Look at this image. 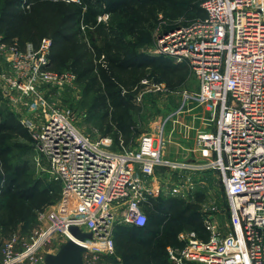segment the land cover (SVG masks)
<instances>
[{
    "label": "built area",
    "instance_id": "obj_1",
    "mask_svg": "<svg viewBox=\"0 0 264 264\" xmlns=\"http://www.w3.org/2000/svg\"><path fill=\"white\" fill-rule=\"evenodd\" d=\"M202 8L204 19L160 31L155 51L189 64L198 89L183 91L179 107L142 134L135 148L121 140V149L112 151L93 141L78 129L72 112L54 107L39 91L42 83L64 87L74 79L50 69L51 40L26 50L0 44L9 66L0 69V92L15 107L30 99L19 123L31 135L37 164L45 161L65 192L63 203L40 211L43 226L33 241L0 237V264H46L50 251L41 248L61 237L60 249L72 238L71 226L92 233L78 241L84 264H100L116 252V225L144 227L146 207L161 197L195 198L198 176L209 171L220 175L230 224L224 228L221 209L213 207L204 218L208 239L193 230L180 232L179 244L167 247L170 262L264 264V0H204ZM108 18L106 13L99 21ZM139 85L138 101L149 92H170L150 77ZM191 104L212 112L207 121L214 129L197 135L199 161H175L165 152L167 125ZM160 168L173 170L175 179L165 180Z\"/></svg>",
    "mask_w": 264,
    "mask_h": 264
},
{
    "label": "trees",
    "instance_id": "obj_2",
    "mask_svg": "<svg viewBox=\"0 0 264 264\" xmlns=\"http://www.w3.org/2000/svg\"><path fill=\"white\" fill-rule=\"evenodd\" d=\"M203 1L80 0L78 3L61 1L57 4L66 9L63 20L87 29L92 39V51L104 57L105 66L100 65L99 74L93 80L95 84L99 81L100 87L91 105V111L100 116L104 135L116 132V138L128 145L133 135L130 106L137 95L134 85L158 65L170 69L187 65L168 56L144 51L143 48L154 41L150 29L152 22L156 23L161 12H164L170 25L164 26L162 31L202 20L206 16L202 8ZM19 3L21 0H17L14 5ZM105 13L109 14L108 20L99 21V17ZM181 16L185 17L181 24H172L180 20ZM74 36L66 34L64 29L55 31L50 59L55 68L68 67L79 81H83L97 69L91 59H87L88 52L71 53L73 50L69 42ZM125 88L131 93L123 94ZM8 116L0 120V230L5 237H9L19 223H28L37 211H42L54 200L52 187H45L41 180L24 178L28 170L27 161H11L14 157L11 143L3 135L11 130H22L23 134L26 129L19 121L12 119L13 116ZM30 149L33 151L32 144ZM201 200L198 197L195 202L185 204V200L178 197H161L146 207L147 223L144 227L116 225L113 232L116 247L118 241L125 240L117 248L119 255L126 258L123 262L172 264L167 247L179 244L178 234L184 230L183 224L189 226V231H196L201 238L208 239L209 234L204 225L206 215L200 210ZM172 211L179 212L177 216L184 222L174 230L167 223ZM111 260L120 264L113 258Z\"/></svg>",
    "mask_w": 264,
    "mask_h": 264
},
{
    "label": "rangeland",
    "instance_id": "obj_3",
    "mask_svg": "<svg viewBox=\"0 0 264 264\" xmlns=\"http://www.w3.org/2000/svg\"><path fill=\"white\" fill-rule=\"evenodd\" d=\"M17 0H0V44L4 43L8 47H17L20 50H26L29 45L40 48L44 39L52 41L53 33L58 29H64L66 34L76 35L70 40L71 53L88 52V60L91 59L94 68L97 70L91 72L86 76L85 80L79 81L77 76L71 71L70 68H55L52 64L50 69L60 74L70 73L74 75V79L67 83L64 87H61L53 83H42L39 86V91L54 105V107L60 110L70 111L74 115L75 123L78 129L86 136L90 137L93 141H97L109 150L117 151L121 149L120 141L116 138V132L108 135H104L102 128V122L100 116L91 111V105L95 98H97V89L100 87V82L96 84L93 82L94 77L99 74V67L105 66L104 57L98 56L96 52L92 51V39L88 30L80 28V25L66 22L63 20V13H65V7L57 5L61 1L67 2H80V0H21V4H15ZM27 2V4H26ZM106 14V13H105ZM104 15V14H103ZM5 17V20H3ZM183 16L180 20H175L172 24H181L184 21ZM152 22L150 29L152 30L153 43L145 46L144 51L153 53L156 55L157 50V37L158 33L162 31L164 26H170L165 18L164 12H161L158 16V20ZM96 39V37L94 38ZM53 45V42H52ZM52 46L50 48V54ZM49 54V57H50ZM187 64V63H186ZM9 66L4 59L3 53L0 51V69L3 71L8 70ZM143 77H150L154 80H159L167 84L170 92L168 93H156L149 92L143 96L141 101L136 98L133 99V105L130 106L133 135L132 141L125 145L130 148H135L141 135L151 131L152 127L158 124L163 118H166L169 114L173 113L181 103V93L183 91H196L198 89V79L193 68L187 64L181 66L179 69H170L158 65L157 68H151L149 72ZM142 77V78H143ZM140 82V80H139ZM139 82L134 85L133 89L137 90V93L141 91ZM129 94L127 88L123 89V94ZM30 99L23 100V104L20 106L10 105L8 100L3 97L0 92V120H4L8 115L13 116L12 119L19 121L20 116L27 115L31 108ZM192 105V104H191ZM205 116L210 118L212 112L205 107ZM10 117V116H8ZM11 119V120H12ZM214 129V124L211 122ZM20 131L6 132L3 136L8 138L11 147L12 162H25L28 163V170L25 179L30 181L41 180L45 187H52L54 200L51 205H58L63 203L65 192L64 187L59 182H54L48 166L45 161L40 166L36 162V154L30 149L32 138L28 130L23 134ZM174 142V141H173ZM169 144V150L175 152L177 146L174 143ZM162 175L165 180H174V171L165 170L162 171ZM198 187L195 192V198H189L185 200V204L195 202L198 197H201L200 210L204 215L208 212H212L213 207L221 209L218 213L219 220L224 228L226 224H230V213L228 203L226 201L225 193L220 182V175L218 172L209 171L206 175L198 176ZM52 195V194H51ZM195 199V200H194ZM44 210V209H43ZM40 211L36 212L34 218L30 219L28 223H19L17 229H15L11 235H17L21 240L25 242H31L36 237V234L42 228V222L39 219ZM179 212L172 211L169 215L167 223L172 230L181 225V220L177 215ZM183 231H189V226L183 224ZM182 232V231H181ZM180 233V232H179ZM0 237H5L0 230ZM62 238L59 237L46 245H43L41 252L50 251V253L58 252V245ZM125 242L120 240L117 243L116 252L113 255L106 258L103 256L100 260V264H115L111 259H115L120 264H125V256H121L118 253V247Z\"/></svg>",
    "mask_w": 264,
    "mask_h": 264
},
{
    "label": "crops",
    "instance_id": "obj_4",
    "mask_svg": "<svg viewBox=\"0 0 264 264\" xmlns=\"http://www.w3.org/2000/svg\"><path fill=\"white\" fill-rule=\"evenodd\" d=\"M206 117L205 107L192 104L186 112L175 116L174 120L168 122V146L165 151L168 158L175 161L191 162L201 159V156L194 149L197 135L202 131H211L213 129ZM172 142L178 149L175 152L169 150V144ZM165 170L164 168H160L158 174L163 173L162 171Z\"/></svg>",
    "mask_w": 264,
    "mask_h": 264
},
{
    "label": "water",
    "instance_id": "obj_5",
    "mask_svg": "<svg viewBox=\"0 0 264 264\" xmlns=\"http://www.w3.org/2000/svg\"><path fill=\"white\" fill-rule=\"evenodd\" d=\"M69 232L72 238L64 243L57 253H48L45 257L46 264H84L85 248L78 241L92 238V233H85L78 226H71Z\"/></svg>",
    "mask_w": 264,
    "mask_h": 264
},
{
    "label": "clouds",
    "instance_id": "obj_6",
    "mask_svg": "<svg viewBox=\"0 0 264 264\" xmlns=\"http://www.w3.org/2000/svg\"><path fill=\"white\" fill-rule=\"evenodd\" d=\"M141 223H143V221H141Z\"/></svg>",
    "mask_w": 264,
    "mask_h": 264
}]
</instances>
